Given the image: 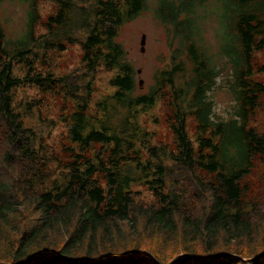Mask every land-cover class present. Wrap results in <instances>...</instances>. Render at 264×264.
Here are the masks:
<instances>
[{"label":"trees","instance_id":"obj_1","mask_svg":"<svg viewBox=\"0 0 264 264\" xmlns=\"http://www.w3.org/2000/svg\"><path fill=\"white\" fill-rule=\"evenodd\" d=\"M18 1L28 7L24 33L6 37L0 20V119L10 143L19 149L29 144L12 106V87L23 81L40 86L60 81L72 88L77 79L83 87L75 95L69 91L75 100L69 137L78 152L62 186L28 195L23 186L14 189L12 181H0V240L6 243L0 264H168L180 254L171 264H264V248L254 253L243 249L241 240H249L257 229L242 208L246 185L240 184L253 155L264 152V133L248 125L264 94V83L254 78L264 64L255 69L252 60L264 48V0H55L59 10L48 17V32L38 36L36 0ZM151 4L172 38L170 51L148 91L133 94L141 80L135 83L136 71L117 36ZM209 28L215 32L216 52L204 38ZM62 41L81 45L82 77L12 75L14 60L52 46L63 50ZM98 66L115 71L109 79L115 90L90 113ZM218 80L226 83L220 90L231 98L225 117L215 113L210 96ZM168 88L175 150L151 143L138 120ZM117 113H123L120 123L113 121ZM190 117L196 122L195 144L187 133ZM95 143L100 144L98 154L92 150ZM9 157L7 151L3 158ZM97 175L104 186L96 183ZM174 175L176 183L191 178L197 190L208 194L203 209L180 210L178 189L168 184ZM140 182L160 206L135 205L130 186ZM145 239L159 242L141 247ZM114 241L130 249L115 252L110 247Z\"/></svg>","mask_w":264,"mask_h":264},{"label":"rangeland","instance_id":"obj_2","mask_svg":"<svg viewBox=\"0 0 264 264\" xmlns=\"http://www.w3.org/2000/svg\"><path fill=\"white\" fill-rule=\"evenodd\" d=\"M36 7L39 18L34 24V35L38 36L48 32V17L57 14L59 4L55 0H36ZM27 10V5L18 0H5L1 4L0 20L5 27L6 37L16 38L24 33ZM142 34H145L143 45H141ZM204 38L213 45V51L216 52L214 30L207 29ZM169 40L172 38L166 35L164 25L155 18L154 4L147 6L119 30L117 41L125 48L128 61L136 71L135 83L141 80V84L139 83V87H136L133 94L148 91L154 81L156 68L167 61V59H161L170 51ZM62 43L65 46L63 50L52 46L45 50L39 49L35 55L17 58L13 62L12 75L25 79L24 75L27 72L40 73L43 76L51 74L55 79L68 76L69 81H73L77 76L82 77L81 45L65 41ZM1 57L3 58L0 54V62ZM252 60L255 69L263 65L264 48L255 51ZM114 74V70H107L102 66L97 67L92 75L88 112L93 113L95 103L115 90L109 82ZM254 78L264 83V71H255ZM81 80L77 79V85L72 88L65 87L60 81H55L49 86L23 81L11 88L12 106L22 124L24 134L29 137L27 139L29 144L27 149H19L17 145L11 144L8 140L5 122L0 119V181H12L14 189L23 186L28 195L49 190L51 187L62 186L65 170L78 152L69 137V116L74 111L75 105V100L71 98L69 91H77L74 95L79 93L83 87ZM225 85L224 81L218 80L213 92L210 93L214 111L220 117H225L231 106V98L227 95L226 89L220 90ZM173 104L172 91L169 88L164 89L155 105L141 112L138 117L139 123L151 134V143L162 144L169 150H175L176 146L172 126ZM122 116L123 113H117L113 121L120 123ZM195 125V119L190 117L187 120V133L193 142ZM248 125L264 133V94L260 95V105L250 117ZM92 150L94 154H98L100 144H93ZM92 150H89L86 155H91ZM7 151L10 157L4 160L3 156ZM200 173L207 180L213 179L212 174ZM175 175L168 184L170 190L178 189L180 210H190L191 213H196L203 209L208 196L195 188V183L191 178H184L176 183ZM96 183L104 186V179L101 175L96 176ZM240 184L246 185L241 196L242 208L257 229L249 240L241 241L244 242L243 249L247 253H254L264 248L261 244L264 226V152L253 155L250 171L240 180ZM130 190L135 205L160 206L155 195L145 183H133ZM145 240L141 247L148 244L156 247L159 242V239ZM246 241L252 243L247 244ZM5 245L6 243L0 240V254L6 252ZM110 247L115 252L130 249L128 244L120 241L112 242Z\"/></svg>","mask_w":264,"mask_h":264},{"label":"water","instance_id":"obj_3","mask_svg":"<svg viewBox=\"0 0 264 264\" xmlns=\"http://www.w3.org/2000/svg\"><path fill=\"white\" fill-rule=\"evenodd\" d=\"M144 39H145V34H142V37H141V45L144 44ZM141 50H143V47H141ZM141 83V82H140ZM180 256H182V254L176 256L173 260H171L168 264H171L175 259L179 258Z\"/></svg>","mask_w":264,"mask_h":264},{"label":"bare ground","instance_id":"obj_4","mask_svg":"<svg viewBox=\"0 0 264 264\" xmlns=\"http://www.w3.org/2000/svg\"><path fill=\"white\" fill-rule=\"evenodd\" d=\"M186 91V90H185ZM4 138V137H3ZM7 139V138H6ZM22 148V147H21ZM16 151V150H15ZM2 155V154H1ZM23 158V157H22ZM206 189V188H205ZM208 193V192H207ZM208 195V194H207ZM25 231V230H24Z\"/></svg>","mask_w":264,"mask_h":264}]
</instances>
